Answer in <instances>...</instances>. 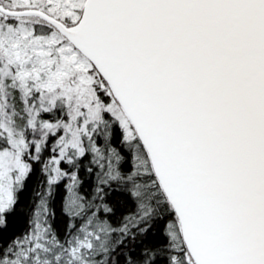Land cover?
Wrapping results in <instances>:
<instances>
[{
    "label": "snow or ice",
    "instance_id": "obj_1",
    "mask_svg": "<svg viewBox=\"0 0 264 264\" xmlns=\"http://www.w3.org/2000/svg\"><path fill=\"white\" fill-rule=\"evenodd\" d=\"M0 264H264V0H0Z\"/></svg>",
    "mask_w": 264,
    "mask_h": 264
},
{
    "label": "trees",
    "instance_id": "obj_2",
    "mask_svg": "<svg viewBox=\"0 0 264 264\" xmlns=\"http://www.w3.org/2000/svg\"><path fill=\"white\" fill-rule=\"evenodd\" d=\"M85 187L87 188L88 185H86ZM67 195H68V193L66 192L64 185L62 184L60 186V188L58 189L56 200H55V206L57 207V209L59 208V204H60L61 200ZM22 224H23V221H21V226H22Z\"/></svg>",
    "mask_w": 264,
    "mask_h": 264
}]
</instances>
